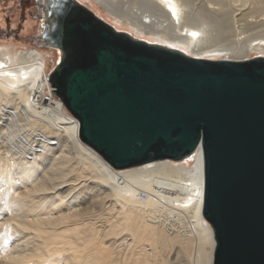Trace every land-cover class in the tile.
<instances>
[{
	"label": "bare ground",
	"instance_id": "obj_1",
	"mask_svg": "<svg viewBox=\"0 0 264 264\" xmlns=\"http://www.w3.org/2000/svg\"><path fill=\"white\" fill-rule=\"evenodd\" d=\"M77 1L117 32L128 33L150 44L171 45L169 48L195 59L243 61L251 59L255 51L259 52L256 57H264V21L260 19L264 17V0H250L255 5L245 10L247 0H242V9L228 4H236L239 0H174L177 17H173L158 0H122L121 10L118 0ZM195 8L204 10V13H195ZM193 32L199 35H190ZM14 46L13 43L0 45V65H4L0 67V174L9 186L3 194L20 201L19 197L25 192L27 197H24L30 200L26 208H35L34 212L40 210L37 211L36 206L48 201H51L48 211L61 208L62 204L56 203V200L66 193L77 200L81 196L86 197L81 203L59 209L55 215L43 210L34 213L29 208L33 215L28 212L31 218L26 222V228L31 234L26 231L33 237L38 236V242L26 250L21 248L22 252L17 247L15 252L13 246L14 253L35 261L48 258V264H57L59 260L55 263L53 257L58 259L61 254L67 264H117L111 243H106L105 237V241L97 237L101 230L97 228L94 232L86 223L87 216H84L94 210V205H91L95 196L92 188L100 187L116 199L117 202H114L120 206L116 217L130 232L129 246L126 239L124 243L128 249L122 254L123 264H172L170 248L175 243L181 245L174 254V264H184L182 260L192 240L197 244L195 264H213L214 233L202 214L204 160L201 148L191 158L180 162L165 160L122 171L113 169L81 140L79 121L53 94L48 80L59 61L57 54L60 51L52 48L47 51L36 48L20 50L17 45ZM50 58L54 68L48 66ZM47 96L49 98L44 99ZM4 134L10 136L3 139L1 136ZM66 146L70 148L69 156L65 158L67 161L55 164L54 161L61 160L59 157ZM140 190L147 191V199L139 196ZM6 214L0 215V232H20L19 229H11H17L16 226L21 228L23 224L17 220V225H12L10 215L7 216L9 213ZM83 217L85 220H81ZM110 227L103 230L106 238L113 230ZM5 247L7 250L11 245ZM5 255L9 254L5 251ZM5 258L7 260L0 252V264H10Z\"/></svg>",
	"mask_w": 264,
	"mask_h": 264
},
{
	"label": "water",
	"instance_id": "obj_2",
	"mask_svg": "<svg viewBox=\"0 0 264 264\" xmlns=\"http://www.w3.org/2000/svg\"><path fill=\"white\" fill-rule=\"evenodd\" d=\"M52 2L38 0L36 40L60 51L48 82L81 140L117 171L200 147L213 264H264V57L195 59L117 32L77 0Z\"/></svg>",
	"mask_w": 264,
	"mask_h": 264
},
{
	"label": "rangeland",
	"instance_id": "obj_3",
	"mask_svg": "<svg viewBox=\"0 0 264 264\" xmlns=\"http://www.w3.org/2000/svg\"><path fill=\"white\" fill-rule=\"evenodd\" d=\"M119 2H118V8H119V10H121L122 9V0H118ZM228 1V0H227ZM251 2H252V4H251ZM229 5H232L233 7H237V8H240V9H242L243 8V3H242V0H239L236 4H234L233 2L232 3H228ZM247 4L248 5H246L245 7H244V9L243 10H245V9H247V8H252V7H254V5H255V2H253V1H250V0H247ZM90 8V7H89ZM194 11H195V13H199V14H203L204 13V10H202V9H199V8H195L194 9ZM238 13V12H237ZM105 14V13H104ZM106 15V14H105ZM42 16H41V13L39 12V9H38V5L35 3V0H0V45H10L11 43H13L15 46L17 45L19 48H20V50H23V49H30V48H36V49H39V50H43V51H47L48 50V48H45V47H42L40 44L38 45V43H37V40H36V36L39 34V31H40V26H42V24H43V22H42V18H41ZM106 19H108V18H106ZM262 21H264V17H262V18H260ZM109 22V21H108ZM35 23V24H34ZM28 25V27H26ZM234 25H235V23H234ZM14 46V47H15ZM56 54H57V51L55 52ZM258 53L259 52H254L251 56V59L252 58H254V57H256L257 55H258ZM60 54L58 53L57 54V56H59ZM55 58H56V56H52V59L53 60H55ZM51 58H50V61H49V67H52V68H54V62H53V60H52ZM57 59H58V57H57ZM54 65V66H53ZM51 68V69H52ZM49 98V96H47V97H44V99H48ZM8 131L6 130V133H7ZM7 135V136H6ZM10 135L9 134H4V136L2 137L1 136V138H7V137H9ZM64 149V150H63ZM62 149V154L61 153H59V155L61 154V156L59 157V159H61V160H57V162L56 161H54V163L55 164H57V163H59V162H61V163H64V162H66L67 160V157L69 156V147H64ZM66 149V150H65ZM16 150V149H15ZM63 156V157H62ZM66 158V159H65ZM64 159H65V161H64ZM59 161V162H58ZM54 164V165H55ZM4 176H2V174H0V194H1V197H0V201H3L2 203L0 202V206L2 207L3 205H5L6 207V209L4 208H0V215H1V213H3V214H5V213H9L7 216H9V218H10V223L12 224V225H17V220H19V222L21 223V224H23V227H19V226H16L17 227V229L16 228H14V229H11L12 228V226H10V228H9V231H10V229L13 231V230H20V232H18V231H14L13 233L11 232V233H8L7 234V232L6 231H4L3 232V230L0 232V252H2L3 253V256L4 257H7V260H6V258H5V261H7V263H10V264H48V261H50L48 258H46L45 260H46V262H44L45 260H40V261H38V260H36L35 261V259L34 258H22V257H20L19 255L20 254H16V253H14V251L15 252H17L18 250H20L19 252H22V250L24 249V250H26V249H28V248H30V246H32V245H34L35 243H37L38 242V236H31L30 234H31V231H29V229L28 228H26L27 227V221H29L30 220V218L31 217H29V213H31L30 214V216L31 215H33V212L35 211V208H34V210L32 209V207H28V209L29 208H31L30 210L32 211L33 210V212H29V210L26 208L27 206H29L30 204V200H29V198H26L27 196L26 195H24L25 194V192H24V194H23V196H20L19 198V200L21 201H18V200H16V199H13L12 198V196H4V194H3V192L4 191H6V190H8L9 189V186L7 187V185H6V183H5V181H4V178H3ZM73 178H75V179H77V177H73ZM2 180V181H1ZM2 183V184H1ZM66 183V182H65ZM3 185V186H2ZM4 188V189H3ZM95 190V191H94ZM92 191H93V194L95 195L94 196V200H93V202H92V204L91 205H94V210L92 211V212H94L93 214H92V212H89L88 213V215L86 214V215H84L85 217L87 216V218H86V223L88 224V227H90L92 230H94V232H97V230L99 229V230H101V232L98 234V236L97 237H99L102 241L104 240V237H105V240H106V243H111L110 244V247H111V250H113V253H114V256H115V261H116V263L117 264H123V260H121V258H122V254H124L125 252H126V250L128 249L127 247L129 246L128 245V243H130V236L128 235V233L130 234V232H127V231H129L125 226H123L124 225V223L122 222V221H119V219L120 218H118L117 219V213L120 211L119 209V205L118 204H116L115 202H117V201H115L116 199H113L114 197H112V196H110L109 195V192L108 191H106V190H104L103 188H96L95 189V187H93L92 188ZM108 192V193H107ZM139 196L141 197V198H143L144 200L145 199H147L148 198V196H149V194L147 193V191H145V190H140L139 191ZM143 194H145V196L143 195ZM106 197H105V196ZM110 197H109V196ZM4 196V197H3ZM24 196H26V197H24ZM63 196H64V198H63ZM70 196V194L68 193H66V194H63V195H61L59 198H58V200H56V203H58V204H62L61 205V208H63V209H65V208H67V207H71V204H74V203H81V202H83V201H85L84 199H86V197H80V198H78L79 200H77L76 198H74V197H69ZM9 200H8V199ZM10 198H12V199H10ZM74 198V199H73ZM98 198V199H97ZM105 198V200H103ZM67 199V200H66ZM74 201H72V200ZM77 200V201H76ZM106 200H108V201H106ZM110 200V201H109ZM27 201H29V203L27 202ZM60 201H62V202H60ZM66 201V202H65ZM68 201V202H67ZM95 201H97V202H95ZM106 201V202H105ZM115 201V202H114ZM9 202V203H8ZM18 203V204H16V203ZM65 202V203H64ZM100 204H99V203ZM5 203V204H4ZM21 203V204H20ZM28 203V205L26 206V204ZM67 203V204H66ZM95 203V204H94ZM111 203V204H110ZM115 205H113V204ZM11 204V206H9ZM15 204V205H14ZM40 204V203H39ZM48 204H51V201H48L47 203H42V204H40L38 207L36 206V209H37V211H38V209L40 208V210L38 211V212H34V213H39L40 211H44V212H48V213H50V214H53V215H55L56 213H58L60 210L59 209H61L60 207L58 208H55L54 210H50V211H48L49 210V207H48ZM18 205V206H17ZM21 205H24L23 207L21 206ZM41 205H44L43 207L41 206ZM64 205V206H63ZM90 205V206H91ZM98 205V207H96ZM102 205V206H101ZM112 205V206H111ZM116 205H117V207H116ZM9 206V207H8ZM19 206H21V208L23 209V210H21V208H19ZM46 206V207H45ZM89 206V207H90ZM106 206H108V207H106ZM112 207V208H111ZM116 207V208H115ZM9 208V209H8ZM12 208L14 209V210H12ZM42 208V209H41ZM102 210H101V209ZM10 209L12 210L11 212L12 213H10ZM4 210H7V211H4ZM16 210V211H15ZM114 210V211H113ZM117 210V211H116ZM19 211V212H18ZM27 211V212H26ZM98 211V212H97ZM108 211V212H107ZM29 212V213H28ZM102 212V213H101ZM110 212H112V213H110ZM99 215H98V214ZM101 213V214H100ZM25 214V215H24ZM115 214V215H114ZM14 215H15V217H14ZM23 215V216H22ZM92 215V216H91ZM95 215V216H94ZM100 215H102V216H100ZM104 215V216H103ZM26 216H27V220H25L26 219ZM98 216V217H97ZM111 216H112V218H111ZM85 217H83V219H81V220H85ZM91 217V218H90ZM12 218V219H11ZM167 218H168V216H167ZM90 219V220H89ZM106 219V220H105ZM116 219L118 220V221H116ZM171 219V218H170ZM169 219V220H170ZM14 220H16L15 222V224H14ZM88 220V221H87ZM92 220V221H91ZM95 220H96V223H95ZM104 220V221H103ZM107 220H109L108 222H107ZM112 220L113 221H115V222H112ZM166 220V219H165ZM171 220H173L172 222L175 224L176 223V221H174V219H171ZM90 221H91V223H90ZM94 221V224L92 223ZM97 222H99V223H97ZM101 222H103V223H101ZM108 223V225H107V223ZM19 223V225H21ZM29 223V222H28ZM105 223H106V225H105ZM96 224L97 225H99V226H101V227H99V226H96ZM95 226V228H96V231H95V228H94V226ZM103 225V226H102ZM104 225L106 226V227H104ZM114 225H115V227H114ZM121 225L123 226V228H121ZM15 226H13V227H15ZM22 226V225H21ZM109 226H111L110 227V229H112L113 228V230H111V231H109V235H108V237L106 238V236H105V231H106V229H107V227H109ZM113 226V227H112ZM19 227V228H18ZM87 227V228H88ZM103 227H104V229H105V231H103L104 229H103ZM23 228V229H22ZM89 228V229H90ZM98 228V229H97ZM120 228V229H119ZM109 229V230H110ZM126 229H127V231H126ZM21 230H27V231H29L30 232V234H29V232H23V231H21ZM121 230H122V232H121ZM7 231H8V229H7ZM126 231V232H125ZM15 232H18L19 233V237L17 236L18 235V233L16 234ZM115 232V233H114ZM120 232V233H119ZM5 233V234H4ZM28 233V234H27ZM119 233V234H118ZM6 234H7V236H6ZM16 234V236H14ZM25 234V235H24ZM10 235V236H9ZM23 235V236H22ZM101 235V236H100ZM25 236V237H24ZM27 236V237H26ZM9 239H8V238ZM21 237H22V239H21ZM33 237V238H32ZM127 237V238H126ZM18 238V239H17ZM24 238H25V240H24ZM31 238V239H30ZM129 238V239H128ZM6 239H8V240H6ZM14 239V240H13ZM19 239H21V240H19ZM29 241H28V240ZM37 239V240H36ZM113 239V240H112ZM125 239H126V245H127V247L125 246ZM3 240H5V242L3 241ZM104 240V241H105ZM111 240H112V242H111ZM116 240V241H115ZM129 240V241H128ZM7 241H8V243H7ZM19 241H21V243L19 244L18 242ZM24 241V242H23ZM28 241V242H27ZM195 241V240H194ZM4 243V244H3ZM17 243L19 244V247H18V245H17ZM23 243V244H22ZM27 243V244H26ZM114 243V244H113ZM119 243V244H118ZM8 244H10L11 245V247H9V249L11 250V253H10V251H9V249H7V250H5L4 248H6L5 246H7ZM113 244V245H112ZM124 244V245H123ZM17 245V246H16ZM21 245V246H20ZM120 245V246H119ZM122 245V246H121ZM181 244H179V243H175V244H172L171 245V247L172 248H170V253L171 254H173V256H172V259H171V263L172 264H174V258H175V256H174V254L176 253V251L178 250V248H179V246H180ZM13 246H14V248H15V250L13 251ZM125 246V247H124ZM191 246H192V248H191ZM4 247V248H3ZM16 247H17V249H16ZM27 247V248H26ZM196 247H197V244H196V241L195 242H193V240L192 241H189V245H188V248H187V253H186V255H185V257L183 258V260H182V263H184V264H195V254H196ZM21 248H23L22 250H21ZM4 249V250H3ZM82 248L80 247V250H81ZM17 250V251H16ZM23 250V251H24ZM190 250V251H189ZM4 251V252H3ZM5 251L7 252V254H9L8 256H6L5 255ZM120 252V253H119ZM124 252V253H123ZM116 253V254H115ZM192 254V255H191ZM61 256V257H60ZM59 256V258L57 259V257L56 256H54L53 257V259L55 258L56 260H55V263L57 262V260H59L60 261V263H59V261H58V263L57 264H67V263H65V259H64V255L63 254H61ZM62 256H63V259H62ZM15 257H16V259H15ZM11 260L12 259V261H9V259ZM186 258V259H185ZM23 260H25V261H23ZM64 260V262H62V261ZM120 260V261H119ZM186 260V261H185ZM18 261V262H17ZM22 261V262H21ZM12 262V263H11ZM40 262V263H39ZM62 262V263H61Z\"/></svg>",
	"mask_w": 264,
	"mask_h": 264
},
{
	"label": "snow or ice",
	"instance_id": "obj_4",
	"mask_svg": "<svg viewBox=\"0 0 264 264\" xmlns=\"http://www.w3.org/2000/svg\"><path fill=\"white\" fill-rule=\"evenodd\" d=\"M158 3L162 6H164L165 8L168 9V11H170L172 13L173 17H177V9L175 7L174 4V0H158ZM51 8L55 9L58 12L63 11V2L62 0H53L52 4H51ZM51 15V13H50ZM177 22H179L178 18H177ZM190 35L196 37L199 35V33L193 32L190 33ZM169 47H171V45H169ZM4 65H0V67H3ZM7 75H12V73H6Z\"/></svg>",
	"mask_w": 264,
	"mask_h": 264
},
{
	"label": "flooded vegetation",
	"instance_id": "obj_5",
	"mask_svg": "<svg viewBox=\"0 0 264 264\" xmlns=\"http://www.w3.org/2000/svg\"><path fill=\"white\" fill-rule=\"evenodd\" d=\"M35 3L38 5V9H39V3H38V0H35ZM42 16V14H41Z\"/></svg>",
	"mask_w": 264,
	"mask_h": 264
},
{
	"label": "built area",
	"instance_id": "obj_6",
	"mask_svg": "<svg viewBox=\"0 0 264 264\" xmlns=\"http://www.w3.org/2000/svg\"><path fill=\"white\" fill-rule=\"evenodd\" d=\"M145 196V194H143Z\"/></svg>",
	"mask_w": 264,
	"mask_h": 264
}]
</instances>
